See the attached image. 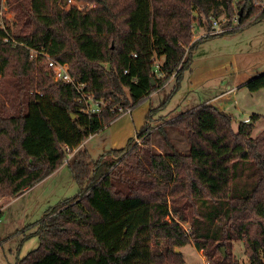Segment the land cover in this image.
<instances>
[{
    "label": "trees",
    "instance_id": "1",
    "mask_svg": "<svg viewBox=\"0 0 264 264\" xmlns=\"http://www.w3.org/2000/svg\"><path fill=\"white\" fill-rule=\"evenodd\" d=\"M78 1L95 6L80 11L66 0H0L11 12L0 27V190L16 197L65 162L79 188L45 212L28 235L37 236V247L15 264H184L175 250L190 243L215 264H238L237 243L248 264H264V130L251 136L259 116L233 128L232 116L208 102L152 125L198 43L263 20L264 4ZM221 16L224 30L214 33L212 21ZM196 26L207 34L191 42ZM42 54L66 63L83 93L105 103L101 110L85 113L79 92L52 79ZM171 79L168 97L147 111L136 134L143 144L130 141L96 159L81 149ZM244 86L264 87V73ZM170 130L183 137L185 151Z\"/></svg>",
    "mask_w": 264,
    "mask_h": 264
},
{
    "label": "rangeland",
    "instance_id": "2",
    "mask_svg": "<svg viewBox=\"0 0 264 264\" xmlns=\"http://www.w3.org/2000/svg\"><path fill=\"white\" fill-rule=\"evenodd\" d=\"M3 1L1 0V3ZM9 19L11 12L0 7V21L4 23V20ZM219 19L222 24L226 18L221 16ZM235 19L233 18V21ZM193 25L195 26L196 22ZM236 25L237 22L234 21L232 29ZM205 34L207 33L203 28L194 27L191 42ZM233 54H236L239 64L244 65L250 61L253 64L257 63L260 70H264V19L246 26L237 33L210 37L199 42L192 53L189 70L183 73L178 88L172 93L164 108L158 111L152 123L153 127L155 125L156 128L162 124L161 122L171 120L181 111L191 110L204 104L202 102L206 98L221 94L210 103L232 116L233 128L237 127L240 121L256 114L259 117L254 122L251 136H257L264 130V87L250 91L245 86L232 84V80L243 70L242 66L235 64ZM245 60L247 61L240 62ZM226 61H231V64L224 68L221 65ZM250 70L251 68H247L245 71ZM228 84L233 87L230 92L227 91ZM173 85L174 80H169L164 87L134 106L130 112H124L108 126L90 136L81 149H85L91 158L96 159L111 150L124 149L130 141H135V145L143 144L142 137L136 140V134L144 125L147 111L163 102ZM170 135L181 151L187 149L179 133L170 130ZM152 138L155 149L162 151L163 145L158 134L154 132ZM78 190V184L73 179L66 162L16 197L4 194V191L0 190V208H3L0 216V264H15L17 259H21L36 248L37 236L28 235L36 229L37 223L48 209L55 207L66 198L73 197ZM188 220L181 221L185 228L189 227ZM24 236L27 237L23 239ZM178 250L183 255L184 264H205L204 260L207 257L202 250L194 248L192 243ZM232 253L238 264H248L241 244H234Z\"/></svg>",
    "mask_w": 264,
    "mask_h": 264
},
{
    "label": "built area",
    "instance_id": "3",
    "mask_svg": "<svg viewBox=\"0 0 264 264\" xmlns=\"http://www.w3.org/2000/svg\"><path fill=\"white\" fill-rule=\"evenodd\" d=\"M256 5H263L264 2L261 0H254ZM66 6H73L76 9L80 11H87L95 6V4L92 3H86L78 0H66ZM3 26V23L0 21V27ZM213 26V32L219 33L224 30V27H222L221 23L217 20L212 21ZM37 52L35 50H31L30 56H37ZM41 60L43 65L47 68L48 73L52 77L54 81L66 83L70 86H73L78 92H79V98L78 100L81 101L84 104L83 111L88 114L97 113L101 110L102 105H105L104 102H101L99 100H96L93 96L87 95L83 93V87L85 86L84 83H81L78 78L72 76L68 71V65L63 62H59L55 60L54 58H51L50 56L46 54L41 55ZM155 68H158V63H155ZM127 111L130 112L128 109ZM137 140V139H136ZM67 160V159H66ZM167 222H171L173 220L177 221L172 216H167L166 218ZM184 227V226H183ZM184 229L186 231L189 230L188 228ZM205 264H210V260L206 259L204 260Z\"/></svg>",
    "mask_w": 264,
    "mask_h": 264
},
{
    "label": "crops",
    "instance_id": "4",
    "mask_svg": "<svg viewBox=\"0 0 264 264\" xmlns=\"http://www.w3.org/2000/svg\"><path fill=\"white\" fill-rule=\"evenodd\" d=\"M233 55H234L235 64L238 65V66H242V68H243L242 72L238 73L237 76L235 77V79L232 80V82H233L232 84H234V86H244V84L247 81H249L250 79H252L253 77L264 73V70H262V69L260 70L258 68L259 66H258L257 63L253 64V62L245 60V61H240V62H246L247 61L244 65L243 64L241 65V64H239L238 58H236V54H233ZM230 64H231V61H226V62H223V64L221 66L224 67V68H227V67H229ZM247 68H251V70H254V71L250 70V71L246 72L245 70ZM232 88L233 87H231L230 84L227 85V91H229V92L232 91L233 90ZM219 96H221V94H218V95H216L215 97H212V98H206L202 103H205V102H209L210 103V101L212 99L217 98ZM195 104H199V103H195ZM245 120H247V119H245ZM56 172H58V171H56ZM2 210H3V208H2Z\"/></svg>",
    "mask_w": 264,
    "mask_h": 264
},
{
    "label": "water",
    "instance_id": "5",
    "mask_svg": "<svg viewBox=\"0 0 264 264\" xmlns=\"http://www.w3.org/2000/svg\"><path fill=\"white\" fill-rule=\"evenodd\" d=\"M261 1L264 2V0H261ZM238 15L239 16L241 15V10L238 12ZM223 27H225V26L223 25ZM222 251L224 252V248H222ZM176 252L179 253L180 251L178 249H176Z\"/></svg>",
    "mask_w": 264,
    "mask_h": 264
}]
</instances>
